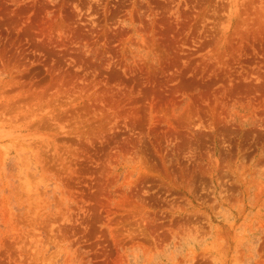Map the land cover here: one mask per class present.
<instances>
[{
	"label": "rangeland",
	"instance_id": "1",
	"mask_svg": "<svg viewBox=\"0 0 264 264\" xmlns=\"http://www.w3.org/2000/svg\"><path fill=\"white\" fill-rule=\"evenodd\" d=\"M0 264H264V0H0Z\"/></svg>",
	"mask_w": 264,
	"mask_h": 264
}]
</instances>
